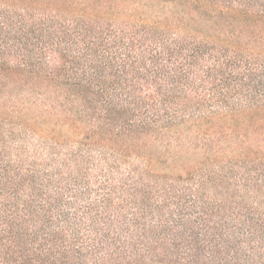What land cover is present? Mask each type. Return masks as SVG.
<instances>
[{
  "label": "trees",
  "instance_id": "1",
  "mask_svg": "<svg viewBox=\"0 0 264 264\" xmlns=\"http://www.w3.org/2000/svg\"><path fill=\"white\" fill-rule=\"evenodd\" d=\"M0 264H264V0H0Z\"/></svg>",
  "mask_w": 264,
  "mask_h": 264
}]
</instances>
